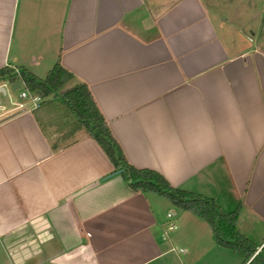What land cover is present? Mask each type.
Returning <instances> with one entry per match:
<instances>
[{
    "label": "crops",
    "instance_id": "obj_1",
    "mask_svg": "<svg viewBox=\"0 0 264 264\" xmlns=\"http://www.w3.org/2000/svg\"><path fill=\"white\" fill-rule=\"evenodd\" d=\"M221 25L203 0H0V68L43 78L57 62L70 73L58 91L86 85L128 164L238 206L235 227L258 250L264 36ZM19 92L12 107L0 93V264L171 263L148 192Z\"/></svg>",
    "mask_w": 264,
    "mask_h": 264
},
{
    "label": "trees",
    "instance_id": "obj_2",
    "mask_svg": "<svg viewBox=\"0 0 264 264\" xmlns=\"http://www.w3.org/2000/svg\"><path fill=\"white\" fill-rule=\"evenodd\" d=\"M69 77L70 73L57 62L43 78H38L23 68H18L16 73L14 69L6 66L0 68V80L9 83L21 80L30 95L41 99L57 92ZM40 105H49L53 111L62 113L60 127L66 128V135L83 130L90 136L110 161L113 169L119 170L130 189L142 193H156L167 198L176 207L204 220L210 228L214 242L239 255L242 259L241 264H264V242L256 250L257 245L239 233L235 227L238 206L231 211L223 212L211 198L174 188L158 172L147 168H135L126 162L84 83H77L58 91L52 98L41 100ZM39 124L44 127L41 121ZM52 146L56 147L55 144Z\"/></svg>",
    "mask_w": 264,
    "mask_h": 264
},
{
    "label": "rangeland",
    "instance_id": "obj_3",
    "mask_svg": "<svg viewBox=\"0 0 264 264\" xmlns=\"http://www.w3.org/2000/svg\"><path fill=\"white\" fill-rule=\"evenodd\" d=\"M212 14L214 23L221 22L223 28L232 29L231 36L238 30L242 38L251 39V32L256 30L264 36V0H203ZM6 90L3 97L7 107L18 103L20 88L10 90L7 81L2 82ZM28 104L29 100H25ZM150 205L154 207L162 228L165 231L168 264H241V257L236 253L218 246L207 223L187 210L173 205L167 198L156 193L146 194ZM169 216H166V214ZM173 223V229H166ZM170 245L173 247L171 251Z\"/></svg>",
    "mask_w": 264,
    "mask_h": 264
},
{
    "label": "built area",
    "instance_id": "obj_4",
    "mask_svg": "<svg viewBox=\"0 0 264 264\" xmlns=\"http://www.w3.org/2000/svg\"><path fill=\"white\" fill-rule=\"evenodd\" d=\"M19 96L21 98L27 97L29 100H31L33 107H36L38 104L36 102V100H38V97L30 95L25 88L19 92ZM166 216H169V214L167 213ZM174 227L175 225L173 223H170L167 225L166 229L170 230L173 229Z\"/></svg>",
    "mask_w": 264,
    "mask_h": 264
},
{
    "label": "water",
    "instance_id": "obj_5",
    "mask_svg": "<svg viewBox=\"0 0 264 264\" xmlns=\"http://www.w3.org/2000/svg\"><path fill=\"white\" fill-rule=\"evenodd\" d=\"M18 87V81H14L12 84L9 85L10 90H13L14 88ZM0 93L5 94V88L3 86H0ZM119 170H117L118 172Z\"/></svg>",
    "mask_w": 264,
    "mask_h": 264
}]
</instances>
